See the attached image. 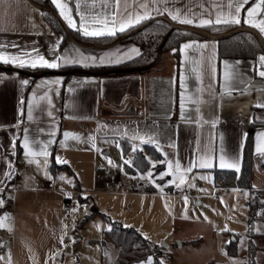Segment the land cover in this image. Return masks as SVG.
I'll use <instances>...</instances> for the list:
<instances>
[{"label": "crops", "instance_id": "1", "mask_svg": "<svg viewBox=\"0 0 264 264\" xmlns=\"http://www.w3.org/2000/svg\"><path fill=\"white\" fill-rule=\"evenodd\" d=\"M49 1L65 30L81 35L84 28L117 34L129 21L132 24L125 30L149 18L165 17L198 28L242 22L236 29L251 28L264 40L260 26L264 9L251 17L247 13L254 7L253 0L239 13L235 5L243 0H61L72 23ZM173 15L178 19L173 20ZM138 16L145 18L136 23ZM217 19H238L239 23H215ZM122 40L107 46L83 44L70 37L62 42V36L51 29L30 0H0V54L10 60L7 64L0 60V214L14 207L22 192L55 193L57 173L69 169L67 158L80 152L96 156L104 139L127 140L135 148L152 146L160 159H152L148 151L143 154L148 169L152 162L162 163L161 170L168 173L169 183L161 191L168 197L189 199L192 193L186 196L183 192L192 184L200 189L203 178L213 179L214 169L236 171L230 166L236 165L240 170L248 126L256 117L264 119V77L260 75L264 52L255 59L219 58L216 40L186 39L177 56L173 50L161 52L145 70L96 71L94 68L121 65L142 52L134 42ZM185 44L191 47L185 49ZM37 55L58 66L31 67ZM12 57L19 59L12 61ZM99 58H104V63ZM19 60H24L25 66L20 67ZM71 66L78 67L76 73L57 71ZM45 151L47 156L40 154ZM253 152L255 157L264 152V126L254 129ZM57 158L67 163H57ZM222 162L225 167L220 166ZM51 163L67 168L53 173ZM254 164L255 159L253 172ZM120 174L118 183L126 179L130 188L136 186L141 193H158L153 184L131 181L137 175H125L122 168ZM180 178L184 183L176 187ZM169 186L171 190L166 191ZM231 189L246 191L248 198V190ZM253 189L257 187L253 185ZM73 198L64 197V201ZM6 248L14 253V241Z\"/></svg>", "mask_w": 264, "mask_h": 264}, {"label": "rangeland", "instance_id": "2", "mask_svg": "<svg viewBox=\"0 0 264 264\" xmlns=\"http://www.w3.org/2000/svg\"><path fill=\"white\" fill-rule=\"evenodd\" d=\"M100 141L96 156L80 152L67 158L69 169L57 173L55 193L22 192L14 207L2 211L0 264H111L117 248L102 231L113 221L135 228L160 246L163 264H246V191L213 190L212 177L203 178L200 189L189 187L192 196L185 203V198L162 195L169 177L162 163L155 162L131 181L153 184L157 194L141 193L128 184L119 190L121 168L128 160L122 157L118 139ZM147 146L131 145L129 153H146ZM253 173V185L264 196V152L255 157ZM64 197H74L75 211L62 210ZM253 231L254 263L264 264V218L254 222ZM233 238L236 253L229 255L225 247ZM13 241L14 253L6 248Z\"/></svg>", "mask_w": 264, "mask_h": 264}, {"label": "trees", "instance_id": "3", "mask_svg": "<svg viewBox=\"0 0 264 264\" xmlns=\"http://www.w3.org/2000/svg\"><path fill=\"white\" fill-rule=\"evenodd\" d=\"M33 4L44 8L41 10L42 17L45 22L62 36V42L71 36L75 41L83 44H95L99 46H107L118 40L127 33L138 29L145 25L141 30L128 35L122 41H132L142 48V52L132 60L115 67H99L94 68L96 71L105 69H131L145 70L157 58L158 51L166 52L173 50L175 56L178 55L179 45L186 39H205V37L183 30L173 29L168 21L162 18H149L137 26L131 27L114 36L88 37L81 35L73 30H65L60 20L55 16L54 8L49 0H30ZM243 26L232 24H221L200 27L213 35H219ZM219 58H247L255 59L259 53H263L264 49L257 41L256 37L248 31H240L239 33L217 40ZM78 67H63L57 69L58 72L64 73L71 71L76 73ZM67 75V74H66ZM257 126H264V119L254 118L249 124L242 154V164L239 171L214 169L213 184L217 189L239 188L248 190V198L245 202L247 207V236H248V253L246 264H255L254 255L256 245L252 238L256 235L253 231L254 222L264 218V196L260 190L253 189V161L255 155L253 152V132ZM122 155L130 163L125 162L122 165V171L125 175L132 176L144 173L149 167V161L140 151H134L130 154L131 143L127 140L120 142ZM147 151L152 159H160V154L147 146ZM57 168H67L51 163L50 169L54 173ZM166 191H170L171 187H167ZM110 231L105 230L102 233L103 238L117 248V255L113 264H147L149 257L152 258V264H161V256L163 249L153 244L148 238L144 237L139 231L132 227H123L117 221L111 222ZM102 244H105L103 239ZM226 253L234 255L236 253V240L233 238L225 247Z\"/></svg>", "mask_w": 264, "mask_h": 264}, {"label": "snow or ice", "instance_id": "4", "mask_svg": "<svg viewBox=\"0 0 264 264\" xmlns=\"http://www.w3.org/2000/svg\"><path fill=\"white\" fill-rule=\"evenodd\" d=\"M51 2L57 8L61 9V15H64L65 16V19H68L69 22L72 23L71 18L69 16L65 15V13H64V9L67 7L66 4L61 3V0H51ZM253 2H254V7H250V8L247 9L248 16H250V17L254 13H256L257 10L264 9V0H259V3H255V0H253ZM247 3H248V0H243L242 3L236 4L235 5L236 12L239 13L243 9L244 4H247ZM157 11H159V9H157ZM145 16H147V13L145 14ZM145 16H138L136 18V21L135 22L136 23H139L141 19L145 18ZM172 19L173 20H176V19H178V16L177 15H173L172 16ZM180 22L181 23H192L191 20H180ZM113 23H115V21H113ZM202 23L203 24H207V23H212V21H202ZM215 23H239V20L238 19H233L231 21H228V20L221 21V20L217 19L215 21ZM131 24H132V21H129L127 25H122L120 27V31H124L125 30V26H131ZM260 26H261V31H264V20H261L260 21ZM81 27L83 28V24L81 25ZM83 34L85 36H104V35H114L115 32H114V30H109L107 32H105V31H88L87 28H84ZM183 47L185 49H187V48L191 47V45L185 44ZM132 51H135V52H137V54H139L138 53V50L133 49ZM18 59L19 58H17V57H12L11 58L12 61H16ZM92 59L95 61L97 58L96 57H93ZM99 59H100V63H104V58H99ZM0 60H2L5 64H7V63L10 62L9 58L3 56L2 54H0ZM260 60L262 62H264V56L260 57ZM38 64L41 67H49V68H54V67H57L58 66L56 63H49L47 60L44 59L43 56L37 55V57L30 62V66L33 67V68H35V67L38 66ZM19 66L20 67L25 66V61L24 60H19ZM262 67H264V65H262ZM260 75L262 77H264V70L260 71ZM22 83L23 84H27L28 81H22ZM261 106L264 107V105H261ZM181 107H183V105H181ZM182 115H183V113H182ZM65 135L67 136V134H65ZM13 146H15V145L13 144ZM27 146H28V142H27V138H25V147H27ZM40 154L41 155H44V156H47L48 155V153L46 151L45 152H42ZM56 162L57 163H67V161L61 160L60 158H57V161ZM109 163H111V161H109ZM125 163L128 164L130 162L129 161H125ZM44 164H45V167H46L47 166V161H45ZM153 166H155V165H153ZM202 166H204V167H210L211 165H202ZM220 166L221 167H225V164L222 162ZM230 166L231 167H235L236 168V171H239V167L238 166H236V165H230ZM169 168H171V164H169ZM176 168L177 169L180 168L179 163H177ZM188 171H191V167H189ZM166 174L167 173L161 174V177L160 178L163 179V176L166 175ZM5 175H9V174L6 173ZM150 176H151V173H149V177ZM9 178H10V176H9ZM48 178L51 179V177H48ZM60 179L63 180L64 177H60ZM183 183H184L183 178H180V183L176 184V187H180V185L183 184ZM2 203H3V201H0V204H2ZM185 203H187V199L186 198H185ZM73 211H75V208L73 209ZM2 226L3 225L0 224V227H2ZM110 230L111 229H109V231ZM61 242H62V239H61ZM147 264H152V258L151 257H149V259L147 261ZM161 264H163V262H161Z\"/></svg>", "mask_w": 264, "mask_h": 264}, {"label": "water", "instance_id": "5", "mask_svg": "<svg viewBox=\"0 0 264 264\" xmlns=\"http://www.w3.org/2000/svg\"><path fill=\"white\" fill-rule=\"evenodd\" d=\"M37 6V5H36ZM40 10H44V8L40 7V6H37ZM57 17V15H55ZM58 18V17H57ZM158 18H162V19H165L166 21H168L170 23V25L172 26L173 29H177V30H183V31H188V32H191V33H194V34H197V35H200V36H203V37H207V38H210V39H213V40H220V39H223V38H227V37H230V36H233L237 33H239L240 31H248V32H251L253 33L254 35L258 36V39H260V42L262 43L261 46L264 48V40L263 38L253 29L251 28H248V27H243V28H238V29H235L233 30L232 32L230 33H227V34H219V35H213L207 31H204L202 30L201 28H198V27H192V26H187V25H184V24H179V23H175V22H172L170 21L169 19L165 18V17H155L153 18L151 21L155 20V19H158ZM59 19V18H58ZM60 20V19H59ZM61 22V20H60ZM62 23V22H61ZM145 26V25H144ZM144 26H141L140 28L134 30L133 32H131L130 34H133L135 33L136 31H139L141 30ZM130 34H127V35H124L122 36L121 38H119L116 42H119L121 41L122 39H124L125 37H127L128 35ZM72 40L73 38L71 36H69ZM160 54H161V50L158 51V57H160Z\"/></svg>", "mask_w": 264, "mask_h": 264}, {"label": "built area", "instance_id": "6", "mask_svg": "<svg viewBox=\"0 0 264 264\" xmlns=\"http://www.w3.org/2000/svg\"><path fill=\"white\" fill-rule=\"evenodd\" d=\"M127 182H128V181H127L126 179L121 180V181L118 183V188H119V190H125V189H126V186H127V184H128ZM174 193L177 194L178 192L175 191ZM183 194L186 195V196H190V195H191V192H190L189 190H185V191L183 192ZM76 206H77V202H76L75 199H73V200L68 201L66 204H64V205L62 206V210L66 211V212H69V211L73 210Z\"/></svg>", "mask_w": 264, "mask_h": 264}]
</instances>
